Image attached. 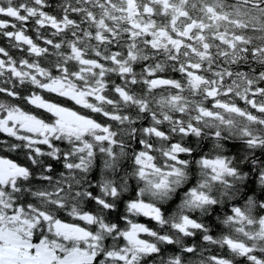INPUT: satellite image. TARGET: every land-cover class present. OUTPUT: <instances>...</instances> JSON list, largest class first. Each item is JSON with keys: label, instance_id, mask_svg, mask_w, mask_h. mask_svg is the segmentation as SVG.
Instances as JSON below:
<instances>
[{"label": "snow or ice", "instance_id": "snow-or-ice-1", "mask_svg": "<svg viewBox=\"0 0 264 264\" xmlns=\"http://www.w3.org/2000/svg\"><path fill=\"white\" fill-rule=\"evenodd\" d=\"M0 264H264V0H0Z\"/></svg>", "mask_w": 264, "mask_h": 264}, {"label": "trees", "instance_id": "trees-1", "mask_svg": "<svg viewBox=\"0 0 264 264\" xmlns=\"http://www.w3.org/2000/svg\"><path fill=\"white\" fill-rule=\"evenodd\" d=\"M0 39H3L2 37H0ZM0 46H2V42L0 41ZM3 134H0V136H2Z\"/></svg>", "mask_w": 264, "mask_h": 264}, {"label": "flooded vegetation", "instance_id": "flooded-vegetation-1", "mask_svg": "<svg viewBox=\"0 0 264 264\" xmlns=\"http://www.w3.org/2000/svg\"><path fill=\"white\" fill-rule=\"evenodd\" d=\"M5 46H7V41L4 42Z\"/></svg>", "mask_w": 264, "mask_h": 264}]
</instances>
